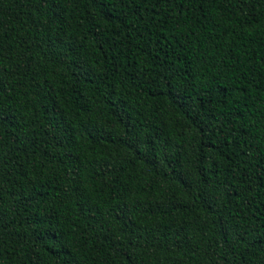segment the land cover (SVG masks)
<instances>
[{
    "label": "trees",
    "instance_id": "obj_1",
    "mask_svg": "<svg viewBox=\"0 0 264 264\" xmlns=\"http://www.w3.org/2000/svg\"><path fill=\"white\" fill-rule=\"evenodd\" d=\"M0 264H264V0H0Z\"/></svg>",
    "mask_w": 264,
    "mask_h": 264
}]
</instances>
